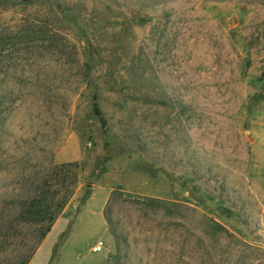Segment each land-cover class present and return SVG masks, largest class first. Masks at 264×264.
Instances as JSON below:
<instances>
[{"label": "rangeland", "instance_id": "1", "mask_svg": "<svg viewBox=\"0 0 264 264\" xmlns=\"http://www.w3.org/2000/svg\"><path fill=\"white\" fill-rule=\"evenodd\" d=\"M46 178L27 264H264V0H0V217Z\"/></svg>", "mask_w": 264, "mask_h": 264}, {"label": "trees", "instance_id": "2", "mask_svg": "<svg viewBox=\"0 0 264 264\" xmlns=\"http://www.w3.org/2000/svg\"><path fill=\"white\" fill-rule=\"evenodd\" d=\"M92 111L98 117L101 127L105 129L106 119L98 104L96 93L92 94ZM32 185L29 188L32 189V193L23 196L21 192V197L16 200L19 204L17 214L12 217L8 214H1L0 217V225L3 226L0 227V244L2 245L8 240H15L21 241L23 245L20 250H14L7 264H27L29 262L73 193V189L70 188L59 200H55L57 191L49 196V179L46 178ZM29 189L27 188L26 192ZM22 191H25V186ZM9 202L6 198L4 199L6 205ZM21 222L36 225L37 228L35 227L25 234L12 226ZM68 232L69 230L66 231V234Z\"/></svg>", "mask_w": 264, "mask_h": 264}, {"label": "built area", "instance_id": "3", "mask_svg": "<svg viewBox=\"0 0 264 264\" xmlns=\"http://www.w3.org/2000/svg\"><path fill=\"white\" fill-rule=\"evenodd\" d=\"M102 242L101 241H98L96 242L93 247H92V250L93 251H100L102 249Z\"/></svg>", "mask_w": 264, "mask_h": 264}, {"label": "crops", "instance_id": "4", "mask_svg": "<svg viewBox=\"0 0 264 264\" xmlns=\"http://www.w3.org/2000/svg\"><path fill=\"white\" fill-rule=\"evenodd\" d=\"M62 264H68L64 258H62ZM88 264H94V262L92 261V262H89Z\"/></svg>", "mask_w": 264, "mask_h": 264}]
</instances>
